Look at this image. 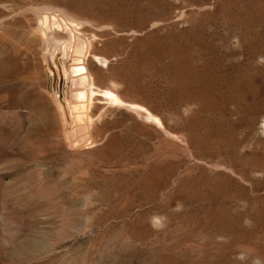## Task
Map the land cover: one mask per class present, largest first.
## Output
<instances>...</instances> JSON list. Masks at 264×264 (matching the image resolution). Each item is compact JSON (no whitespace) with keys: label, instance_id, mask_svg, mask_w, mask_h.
<instances>
[{"label":"rangeland","instance_id":"rangeland-1","mask_svg":"<svg viewBox=\"0 0 264 264\" xmlns=\"http://www.w3.org/2000/svg\"><path fill=\"white\" fill-rule=\"evenodd\" d=\"M71 1L114 26L99 84L169 135L107 112L65 146L27 10ZM1 22L0 264H264V0H0Z\"/></svg>","mask_w":264,"mask_h":264},{"label":"bare ground","instance_id":"bare-ground-1","mask_svg":"<svg viewBox=\"0 0 264 264\" xmlns=\"http://www.w3.org/2000/svg\"><path fill=\"white\" fill-rule=\"evenodd\" d=\"M64 6L63 8L44 6L27 10L33 16L35 25L32 26V30L37 37V45L34 51L26 50V53L32 60H40L45 78L44 94L57 112L60 120L58 134L63 138L65 146L70 150L82 151L87 149L89 144L98 143L101 138L100 122L107 118L105 117L107 112H124L135 117L141 116L149 121L148 125L157 132L169 135L164 120L144 103L125 97L113 87L99 84L98 76L103 70L91 60V57H95L102 64L108 58L98 54L99 50L96 49L93 39L103 31L112 27L114 29V26L82 15L79 12V4L75 1L68 2ZM95 6L100 10L103 8L101 4ZM1 24L0 36L3 38L5 23L1 22ZM127 31L128 34L133 35L143 33L142 30L141 33L137 32L140 30ZM6 41L10 42L8 39ZM14 50L15 55L22 52L17 45ZM96 101L105 104L95 109ZM125 103L129 106H124ZM96 118L97 121H94Z\"/></svg>","mask_w":264,"mask_h":264}]
</instances>
